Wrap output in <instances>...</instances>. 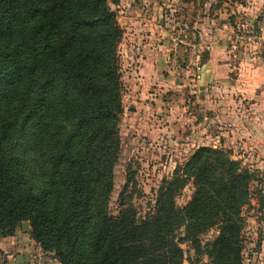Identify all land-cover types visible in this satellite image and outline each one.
Masks as SVG:
<instances>
[{"label":"trees","instance_id":"1","mask_svg":"<svg viewBox=\"0 0 264 264\" xmlns=\"http://www.w3.org/2000/svg\"><path fill=\"white\" fill-rule=\"evenodd\" d=\"M120 0H0V238L23 222L59 264H181L176 238L210 264H242L241 211L255 174L198 147L156 190L144 216L121 153ZM191 184L183 206L175 198ZM216 226L202 247L197 239Z\"/></svg>","mask_w":264,"mask_h":264},{"label":"rangeland","instance_id":"2","mask_svg":"<svg viewBox=\"0 0 264 264\" xmlns=\"http://www.w3.org/2000/svg\"><path fill=\"white\" fill-rule=\"evenodd\" d=\"M222 1L231 2L217 0L219 4ZM236 1L243 4L242 0ZM259 1L261 4L254 9V22L249 36H252L250 40L263 47V43L255 37L264 4V0ZM165 8L164 15L170 10ZM175 9L176 22H170L167 26L168 35H175L172 39H166L169 43L167 48L165 47L167 51L163 67L170 73L168 76H162L153 89L147 90L144 87L143 90L140 75L136 74L134 64L120 54L121 40L118 45L122 71L123 117L119 124L121 153L115 167V188L109 204L110 211L117 212L118 195L125 183L128 167L135 184L130 203L134 205L139 216H144L151 209L156 190L161 183L169 180L175 169L198 147L209 146L227 151L231 158L239 162L240 168L247 169L255 174L256 178L249 183V199L241 211L242 264H264V110L259 108L257 101L240 98L238 123L230 125L216 122L215 110H206L199 102V73L196 68L202 60V52L199 51V58L194 59L197 64L193 65L189 63V46L184 43L172 46L176 38L185 39L183 30L187 17L184 14L185 7L180 5ZM172 10L173 8L169 14ZM239 32L240 39H246V33L241 28ZM196 48L199 50L198 45ZM262 54L264 55V50ZM177 67L188 72L186 75L174 74L172 68ZM190 67L196 70L191 72ZM192 193L193 187L188 184L176 196V205L186 204ZM23 223L30 229L27 222ZM17 231L22 236L27 232L21 226ZM185 236V230L181 227L176 235L183 251L181 264H210L211 260L206 253H197L189 241H181ZM217 236L218 230L214 226L203 230L197 239L200 245L205 247ZM10 237L0 238V250L11 249L10 243L1 241ZM1 255L0 251V260Z\"/></svg>","mask_w":264,"mask_h":264},{"label":"crops","instance_id":"3","mask_svg":"<svg viewBox=\"0 0 264 264\" xmlns=\"http://www.w3.org/2000/svg\"><path fill=\"white\" fill-rule=\"evenodd\" d=\"M242 1L243 4L236 0L219 4L217 0H120L116 7L118 23L123 29L120 54L134 64L143 90L144 87L153 89L162 76L170 73L163 68L165 47L169 43L166 39H172L175 34L168 35L167 26L176 22L175 8L182 5L187 16L184 38L188 43L198 45L202 52V60L196 68L199 102L206 110H215L216 122L220 124L238 123L240 98L257 101L259 108L264 110V43L260 47L249 36L254 9L261 3L259 0ZM165 7L170 9L169 12L173 8L172 13L164 15ZM240 28L246 33V39H240ZM196 69L190 67L189 71ZM172 71L179 75L188 72L178 67ZM1 241L10 243L11 251L0 250V264H17V256L25 252L29 254L27 264H32L36 244L29 231L23 236L17 231L14 236ZM42 257L44 264H59L52 253H43Z\"/></svg>","mask_w":264,"mask_h":264},{"label":"built area","instance_id":"4","mask_svg":"<svg viewBox=\"0 0 264 264\" xmlns=\"http://www.w3.org/2000/svg\"><path fill=\"white\" fill-rule=\"evenodd\" d=\"M261 43H264V4L261 10V16L258 23V33L257 36H255ZM254 37V38H255ZM178 43H184L185 45L189 46V61L191 64L196 65V62H194L196 59L199 58V50L196 48V45L188 43L185 39H175L174 45L176 46ZM195 59V60H194ZM42 250L39 245L35 246L33 255H32V264H44V260L42 257Z\"/></svg>","mask_w":264,"mask_h":264},{"label":"water","instance_id":"5","mask_svg":"<svg viewBox=\"0 0 264 264\" xmlns=\"http://www.w3.org/2000/svg\"><path fill=\"white\" fill-rule=\"evenodd\" d=\"M21 227L27 231H29V228L26 223H22ZM29 262V254L28 253H23L17 256L16 258V263L17 264H22V263H28Z\"/></svg>","mask_w":264,"mask_h":264}]
</instances>
